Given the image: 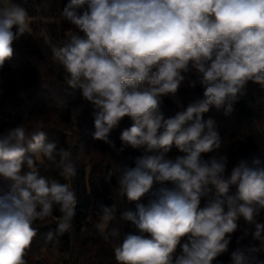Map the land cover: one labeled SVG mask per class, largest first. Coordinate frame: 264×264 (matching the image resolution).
<instances>
[{"label":"clouds","instance_id":"1","mask_svg":"<svg viewBox=\"0 0 264 264\" xmlns=\"http://www.w3.org/2000/svg\"><path fill=\"white\" fill-rule=\"evenodd\" d=\"M61 17L77 31L52 48V59L71 93L92 105L93 139L115 149L109 135L128 117L132 125L121 132L117 153L141 152L134 167L116 176L119 195L136 203L119 219L136 234L121 238L119 228H110L117 206L99 205L96 228L119 240L116 264H213L228 250L240 218L255 224L259 244L237 247L230 264H264L257 256L264 252V224L256 222L264 212V160L251 167L241 162L226 175V155L204 158L223 143L217 121L204 114L214 107L229 115L249 82L264 88V0H68ZM28 29L26 9L0 7V68ZM185 84L199 85L202 97L186 108L178 103L182 110L165 118L163 97L175 98ZM43 127L32 121L29 131L22 122L0 133V264H27L34 225L54 210L61 215L48 241L73 227L72 152ZM173 147L182 155L168 158ZM50 167L68 182L41 175Z\"/></svg>","mask_w":264,"mask_h":264},{"label":"trees","instance_id":"2","mask_svg":"<svg viewBox=\"0 0 264 264\" xmlns=\"http://www.w3.org/2000/svg\"><path fill=\"white\" fill-rule=\"evenodd\" d=\"M28 13L31 19L30 29L14 43V55L0 68V133L10 127L24 123L32 131V121L44 125L50 140L58 147L72 152V159L77 175L70 181L76 191L78 203L75 208L73 227L69 232L54 241L47 240L49 232H56V217L61 213L54 210L53 216L45 221H37V236L33 239L25 259L27 264H116L113 248L119 240L105 239L96 224L99 223V205L117 206V220L111 227L119 228L121 238L128 233L136 234L130 222L119 219V213L135 210L136 203L122 198L117 190L116 176L125 167H134L141 155L139 150L131 148L117 153L122 147L121 132L132 125L125 117L113 129L109 139L115 149L103 141L93 139L94 118L92 105L84 100L79 91L72 94L63 80V69L52 59V48L63 46L76 33L73 25L64 21L61 11L68 0H11ZM3 6L0 0V7ZM196 79L195 75L191 77ZM199 85L190 88L181 86L176 94L179 103L186 108L190 103L202 97ZM162 111L165 118L174 116L178 103L172 97H163ZM214 118L223 141L220 149L204 154V158L228 157L227 173L241 162L251 167L254 159L264 160V88L249 82L246 95L234 105L233 111L225 115L223 110L210 108L204 118ZM179 151L173 147L168 158ZM113 173L111 180L106 179ZM41 175L66 183L54 168H41ZM214 192V189H213ZM235 187L230 188L234 194ZM146 203V199L141 201ZM207 202L202 198L201 206ZM257 223L264 224V212L257 218ZM238 228L231 234L228 250L221 254L213 264H230L231 253L237 247L256 245L253 239L255 224L247 223L243 218L237 221ZM58 240V242H56ZM239 240V243L237 242ZM186 242L182 239L181 243ZM180 246L174 258L181 254ZM264 261V252L257 254Z\"/></svg>","mask_w":264,"mask_h":264},{"label":"rangeland","instance_id":"3","mask_svg":"<svg viewBox=\"0 0 264 264\" xmlns=\"http://www.w3.org/2000/svg\"><path fill=\"white\" fill-rule=\"evenodd\" d=\"M2 1V3H3V6H6L7 4H9V3H12L11 2V0H1ZM30 24H31V19H29V29H30ZM175 102H177V103H179V100H178V97H177V95H176V97L175 98H172ZM180 104V103H179ZM180 105H182V104H180ZM183 106V105H182ZM183 108H184V106H183ZM182 110V108L181 107H179V111H181ZM178 155H182V153H178L177 155H175V156H173L172 158L174 159L176 156H178Z\"/></svg>","mask_w":264,"mask_h":264}]
</instances>
